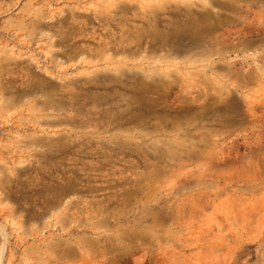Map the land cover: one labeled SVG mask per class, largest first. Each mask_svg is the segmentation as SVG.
Here are the masks:
<instances>
[{
  "label": "rangeland",
  "instance_id": "374dc122",
  "mask_svg": "<svg viewBox=\"0 0 264 264\" xmlns=\"http://www.w3.org/2000/svg\"><path fill=\"white\" fill-rule=\"evenodd\" d=\"M0 264H264V0H0Z\"/></svg>",
  "mask_w": 264,
  "mask_h": 264
}]
</instances>
